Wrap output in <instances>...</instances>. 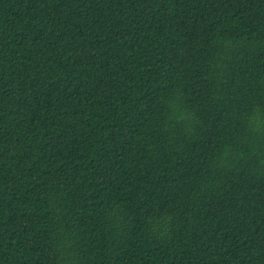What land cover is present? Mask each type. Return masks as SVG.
I'll return each mask as SVG.
<instances>
[{
  "label": "trees",
  "instance_id": "16d2710c",
  "mask_svg": "<svg viewBox=\"0 0 264 264\" xmlns=\"http://www.w3.org/2000/svg\"><path fill=\"white\" fill-rule=\"evenodd\" d=\"M0 264H264V0H0Z\"/></svg>",
  "mask_w": 264,
  "mask_h": 264
}]
</instances>
